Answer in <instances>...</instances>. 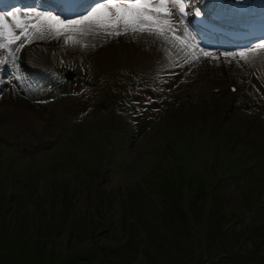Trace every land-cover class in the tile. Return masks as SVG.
<instances>
[{
    "label": "rangeland",
    "instance_id": "1",
    "mask_svg": "<svg viewBox=\"0 0 264 264\" xmlns=\"http://www.w3.org/2000/svg\"><path fill=\"white\" fill-rule=\"evenodd\" d=\"M56 1L0 0V15L18 8L59 15ZM96 3L60 16L76 18ZM200 3L185 0L183 17L207 8ZM99 34L62 45L63 36L45 33L18 52L17 41L14 60L0 49L7 58L0 65V225L22 218L39 235L55 221L59 228L44 243L56 261L84 246L112 245L125 219L154 215L177 243L190 239L183 226L189 216L201 244L224 235L218 254L264 252V92L254 89L255 62L224 55L259 40L241 47L193 33L217 59L186 64L177 48L153 36ZM36 44L44 56L33 51ZM131 47L161 50V66L150 74L124 63L122 50L134 54ZM186 205L187 215L178 208ZM85 220L88 237L79 235ZM70 223L77 225L72 234Z\"/></svg>",
    "mask_w": 264,
    "mask_h": 264
},
{
    "label": "trees",
    "instance_id": "2",
    "mask_svg": "<svg viewBox=\"0 0 264 264\" xmlns=\"http://www.w3.org/2000/svg\"><path fill=\"white\" fill-rule=\"evenodd\" d=\"M176 199L179 202V197ZM11 205L7 209H13ZM178 208L187 215V205ZM152 218L148 220L143 216L132 220L125 219L120 224L122 237L117 238L118 242L112 245L100 242L94 246L74 249L57 261L44 243V239L59 228L56 222L50 223V231L47 227L39 228L38 235L34 232L35 229L32 232L26 230L25 220L20 218L18 225L12 226L13 228L7 223L0 225V264H264V252L259 250H246L245 253L226 250L218 254V250L225 249L224 235L213 239L205 237V242L201 244L195 229L192 231L194 221L189 216L184 218L183 226L190 230V243L175 242L165 234L162 217L154 215ZM207 222L208 219L206 224ZM82 227L84 231L79 230V235L90 236L87 220L83 221ZM69 228L72 234L76 232L77 225L70 223ZM249 233L243 237L247 238ZM122 238L125 239L121 240ZM252 242L263 245L256 237L252 238Z\"/></svg>",
    "mask_w": 264,
    "mask_h": 264
},
{
    "label": "snow or ice",
    "instance_id": "3",
    "mask_svg": "<svg viewBox=\"0 0 264 264\" xmlns=\"http://www.w3.org/2000/svg\"><path fill=\"white\" fill-rule=\"evenodd\" d=\"M184 3L185 0H97L85 14L73 19L63 18L54 12L32 9L23 17L19 11L9 13L13 18L11 24L4 15H0V49L6 50L14 60L10 46L17 44V41H21L15 48L18 52L23 42H30L33 38L44 39L45 33L54 34L57 38L66 37V43H80L77 35L87 36L102 31L108 36L129 33L134 34V37L144 34L153 36L177 48V54H183L186 64L197 62L201 57L217 59L212 52L195 42V37L187 28L183 29V35L178 34L174 16L177 13L185 14ZM196 15H200V12ZM261 51H264V41L238 54L224 55L233 58L239 55L240 59L248 62L249 55L255 58ZM6 62L7 58L0 59V65Z\"/></svg>",
    "mask_w": 264,
    "mask_h": 264
},
{
    "label": "bare ground",
    "instance_id": "4",
    "mask_svg": "<svg viewBox=\"0 0 264 264\" xmlns=\"http://www.w3.org/2000/svg\"><path fill=\"white\" fill-rule=\"evenodd\" d=\"M45 1V0H44ZM212 2H214V0H201V3L199 4L200 6H204L206 7V5H213L211 4ZM227 4H228V7H233L238 4V3H244V2H248L249 3V6L251 8V10H255V11H252L254 12V14L252 12L250 13H247V12H244V13H241V12H238L237 9H233L237 12H234V13H231L233 15V17L235 18V28L239 30V27L240 25H242L243 23H250V20L252 18L255 19V18H258L259 16H257V11L258 12H261V11H264V0H226ZM57 5H59V3H57ZM27 6V5H26ZM60 6V5H59ZM184 6V5H183ZM214 6V5H213ZM22 7V6H21ZM31 7V6H30ZM37 7V6H36ZM226 7V5H225ZM14 8H16V6H14ZM18 8V6H17ZM51 8V7H50ZM217 9H222L224 8V5L220 7L216 6ZM230 9V11L232 10ZM23 10L25 9H15V10H12L11 13H16L17 11H19L21 17H23L26 13L30 12L28 11H25L23 12ZM38 10V9H37ZM53 10V9H52ZM55 11V10H54ZM64 12H66V9H62L60 14L59 15H63ZM55 13V12H54ZM57 13V12H56ZM240 14V15H238ZM248 14V15H246ZM177 15H180L179 18L176 19V25L178 26V28L180 27L183 31L184 28H187L188 32L191 33V35H193V32L190 31V29L187 27L186 25V22L184 20V17H183V14H178ZM243 15H246V17H242ZM247 17H250L249 19H247ZM254 17V18H253ZM176 18V17H175ZM6 20L8 21V23H12V20L13 18L11 16H7L6 17ZM180 21H182L183 23H180ZM183 27V28H182ZM233 27H230L229 29H232ZM180 31V29H179ZM97 35V36H96ZM96 36V39L98 38H101L100 34L98 33H92V34H89L87 36H79L77 35V39L80 41L81 40V37L84 38V40H93L94 37ZM105 36V35H104ZM61 38V37H60ZM62 39V45H72L74 44L73 42L69 41V42H65V39L66 37L64 38H61ZM259 41H257L256 43H253V44H249L248 48L249 47H255V45L257 43H260L262 42V40L264 41V37L258 39ZM223 40H219L217 42V44H220V42H222ZM197 42V41H196ZM249 42V39H246L242 42H237V43H248ZM199 43V41L197 42ZM230 45L232 46H235V44H232L230 43ZM210 47V45H208ZM48 47V46H47ZM246 47V46H245ZM44 50H46V48H44L43 46H38L37 44L34 45L33 47V51H35L36 54H39L41 56H44ZM120 50V49H119ZM129 50V49H128ZM130 50H133L134 54L133 53H130V54H127V51L125 48H123V57H124V63L127 62V61H130L133 65H139L138 67L140 69H142L144 71V73H152V71L154 72L153 69H155L156 67L158 66H161V63H162V54H161V50H157L156 48H153V52L152 53H144L143 51H140V49H137L135 47H131ZM132 52V51H131ZM46 53V52H45ZM230 53V52H229ZM234 53V52H233ZM127 55V56H126ZM120 56V55H119ZM29 58H31V55H29ZM76 61V60H75ZM238 61L241 62V61H244L240 58H238ZM71 62V61H70ZM69 62V63H70ZM253 62H255L254 64H252ZM72 63H77V62H73ZM71 63V64H72ZM249 64H252V66H249V70L251 69V78H252V82L254 83V86L255 88L254 89H257L258 91H262L264 92V55L263 56H259V57H255L253 58L251 55H249V58H248V62ZM76 65V64H75ZM246 65V64H245ZM83 67V65H82ZM138 68V69H139ZM161 68V67H160ZM158 69V68H157ZM142 71V72H143ZM145 76V75H144ZM204 80V79H203ZM202 81V80H201ZM205 81V80H204ZM203 81V82H204ZM206 84H208L209 87H215L213 86L212 84H210V82H208L207 80L205 81ZM210 84V85H209ZM221 85H224V84H221ZM207 86V85H206ZM227 87H231L233 89H235V86L233 84H229L227 85ZM202 88V87H201ZM252 88V87H251ZM250 89V88H249ZM253 89V88H252ZM251 89V90H252ZM250 92V91H249ZM257 92V91H256Z\"/></svg>",
    "mask_w": 264,
    "mask_h": 264
}]
</instances>
